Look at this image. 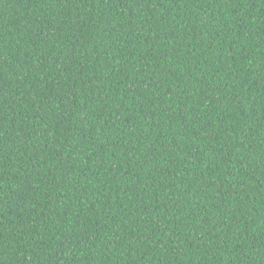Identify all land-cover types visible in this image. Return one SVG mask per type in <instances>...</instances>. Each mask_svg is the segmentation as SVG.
Masks as SVG:
<instances>
[{
    "label": "trees",
    "instance_id": "obj_1",
    "mask_svg": "<svg viewBox=\"0 0 264 264\" xmlns=\"http://www.w3.org/2000/svg\"><path fill=\"white\" fill-rule=\"evenodd\" d=\"M0 264H264V0H0Z\"/></svg>",
    "mask_w": 264,
    "mask_h": 264
}]
</instances>
